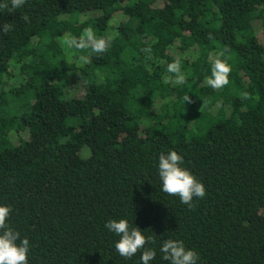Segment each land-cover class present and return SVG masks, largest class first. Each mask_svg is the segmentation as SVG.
<instances>
[{
  "label": "trees",
  "instance_id": "obj_1",
  "mask_svg": "<svg viewBox=\"0 0 264 264\" xmlns=\"http://www.w3.org/2000/svg\"><path fill=\"white\" fill-rule=\"evenodd\" d=\"M9 22L0 206L29 240L28 264H141L143 250L116 251L111 219L153 237L149 264H169L166 239L197 264H264V0H26L0 11ZM89 26L114 37L106 53L63 43ZM225 46L230 83L214 90L206 79ZM175 59L184 84L164 83ZM170 151L205 186L191 210L162 191L159 156Z\"/></svg>",
  "mask_w": 264,
  "mask_h": 264
},
{
  "label": "clouds",
  "instance_id": "obj_2",
  "mask_svg": "<svg viewBox=\"0 0 264 264\" xmlns=\"http://www.w3.org/2000/svg\"><path fill=\"white\" fill-rule=\"evenodd\" d=\"M26 4V0H4L0 3V11L6 10L9 14H15L16 10ZM21 19L29 23L30 19L24 14ZM12 23L0 25V31L7 34L12 31ZM113 36L97 37L94 29L86 27L79 37L66 34L63 43L69 48L76 50L90 49L91 53H106L112 43ZM151 58V48L142 49ZM229 51L228 47L218 52L212 61L211 75L206 79V83L214 90L223 89L227 86L232 67L228 63L225 54ZM78 62L81 66L89 64L90 56L80 55ZM167 73L164 77V83L174 82L184 84L185 76L181 70V61L175 59L167 64ZM243 98H250V94L244 92ZM184 103H192L189 95L183 97ZM184 159L176 151H170L167 154L159 156L158 171L162 182V191L170 196H178L180 202L188 206L191 210L195 207L194 198L202 199L206 195L205 186L198 181L187 168L182 167ZM12 212L11 206H0V264H28V253L30 249L29 240L21 238L20 233L14 230L7 223L8 217ZM105 228L119 236L115 243V249L120 256L131 259L138 251H142L141 264H149L155 259L156 252L152 248H146V244L154 243L153 237H146L143 232L130 224L126 219H111L106 222ZM160 251L163 253L162 259L169 264H197L198 253L194 250L186 249L182 240L166 239Z\"/></svg>",
  "mask_w": 264,
  "mask_h": 264
},
{
  "label": "rangeland",
  "instance_id": "obj_3",
  "mask_svg": "<svg viewBox=\"0 0 264 264\" xmlns=\"http://www.w3.org/2000/svg\"><path fill=\"white\" fill-rule=\"evenodd\" d=\"M73 84V83H72ZM81 91V90H80Z\"/></svg>",
  "mask_w": 264,
  "mask_h": 264
}]
</instances>
